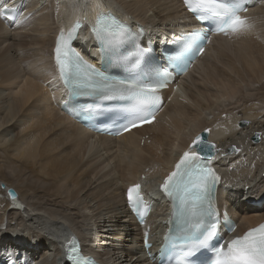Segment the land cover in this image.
Returning <instances> with one entry per match:
<instances>
[{"label": "bare ground", "instance_id": "1", "mask_svg": "<svg viewBox=\"0 0 264 264\" xmlns=\"http://www.w3.org/2000/svg\"><path fill=\"white\" fill-rule=\"evenodd\" d=\"M19 1L10 0L8 7ZM97 2L87 0L85 9V0H27L30 20L9 28L0 24V182L18 194L22 208L12 209L0 191V264H71L62 245L74 238L103 264H155L141 246L143 229L126 210L123 193L136 182L159 189L206 129L219 149L213 161L223 181L222 199L215 200L220 212L226 207L240 232L264 223V7L250 11L246 31L216 40L177 91L166 93L172 101L156 123L107 139L93 137L58 111L55 99L63 90L50 61L61 30L67 32L79 18L88 31ZM103 2L105 11L124 18L134 31L142 29L147 43L191 25L181 0ZM77 44L90 59L98 49L92 61L104 69L96 42L80 34ZM115 72L112 65L110 73ZM231 143L243 147L241 155L223 158ZM151 196L144 197L155 208L149 226L158 215L166 222L168 207L162 192ZM166 227L159 224L153 233ZM44 229L53 239L48 241ZM221 230L230 233L228 226ZM15 231L23 237L37 233V247L24 245L8 254L4 249L14 247Z\"/></svg>", "mask_w": 264, "mask_h": 264}, {"label": "snow or ice", "instance_id": "2", "mask_svg": "<svg viewBox=\"0 0 264 264\" xmlns=\"http://www.w3.org/2000/svg\"><path fill=\"white\" fill-rule=\"evenodd\" d=\"M9 2L6 0L4 5H0L6 9L0 11V18L14 20L15 17L8 14L11 11ZM248 3L249 0H183L195 20L210 22L211 26L209 31L195 32L182 53L175 57L181 70L186 71L191 61L203 54L211 35L229 36L246 31L249 25L244 13L248 11ZM83 7H90L87 0ZM104 8L103 0H98L92 9L94 18L87 21L90 37L99 46L104 70L90 63L72 47L71 42L84 28V22L79 18L67 35L61 30L54 49V60L59 79L70 96L94 97L98 101L95 108L88 111L99 110L106 103L114 104L126 121L118 133L122 134L155 120L161 108V90L168 86L171 77L145 67L146 49L139 42L143 30L133 31L128 23ZM112 65L119 66L125 75H110ZM233 151L239 149L234 148ZM217 152L219 149L215 144L203 136H196L159 185L160 192L172 203L170 222L175 225V231L170 229V236L166 239L172 241L173 248L179 246L178 253L169 264H193L187 257L198 248L209 249L214 254L209 264H264V224L209 248L222 222L228 226V231H236L227 212L221 215L215 207L216 186L221 177L208 166V162ZM126 195L129 206L140 214L142 220L143 212L148 208L143 186L133 184ZM144 243L150 247L147 238ZM68 260L71 264H91L80 255L75 241L68 249Z\"/></svg>", "mask_w": 264, "mask_h": 264}, {"label": "water", "instance_id": "3", "mask_svg": "<svg viewBox=\"0 0 264 264\" xmlns=\"http://www.w3.org/2000/svg\"><path fill=\"white\" fill-rule=\"evenodd\" d=\"M199 135L205 137L208 141V132L207 131H204ZM255 139L257 141L254 140V142L258 143L259 142V136L257 134L255 135ZM234 148L239 149V151H233ZM242 151H243V147L240 144L231 143L224 149L223 156H225V157H236V156L240 155L242 153ZM0 190L3 192L4 197L8 203L15 206L17 211L22 210L21 206H18V203H19L18 202V196L13 189L7 188L5 184L0 182Z\"/></svg>", "mask_w": 264, "mask_h": 264}, {"label": "rangeland", "instance_id": "4", "mask_svg": "<svg viewBox=\"0 0 264 264\" xmlns=\"http://www.w3.org/2000/svg\"><path fill=\"white\" fill-rule=\"evenodd\" d=\"M207 114V113H206ZM258 135V134H257ZM259 136V135H258ZM261 140V139H260ZM255 141H257V140H255ZM252 146H253V148H255L256 146H257V144H251ZM120 174H121V169H120ZM4 199V198H3ZM5 201V200H4ZM12 209H14V208H12ZM15 211H16V209H14ZM15 222V221H14ZM13 222V223H14ZM17 225V224H16ZM17 229H18V231H21L22 230V227L21 226H18L17 227ZM30 229H33V230H36V229H34V228H30ZM37 231V230H36ZM44 232H42V234L48 239V241H49V239H53V237L50 235V234H47V233H45V229L43 230ZM30 234H32L33 236H36L37 235V233H35V232H33V231H31L30 232ZM46 234V235H45ZM126 239H128V238H126ZM43 242V241H42ZM54 252V251H53Z\"/></svg>", "mask_w": 264, "mask_h": 264}]
</instances>
